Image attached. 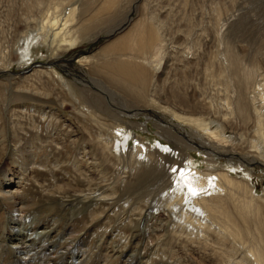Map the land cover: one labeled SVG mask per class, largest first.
<instances>
[{
	"label": "bare ground",
	"instance_id": "1",
	"mask_svg": "<svg viewBox=\"0 0 264 264\" xmlns=\"http://www.w3.org/2000/svg\"><path fill=\"white\" fill-rule=\"evenodd\" d=\"M35 1L39 9L42 8L41 3L48 2L46 5L49 9L46 7L43 10L40 23L23 37V47L15 44V51H19L20 56L18 67L27 68L33 61L31 54L35 44L47 48L49 52L41 55V58L51 63L50 67L40 70L28 67V73L20 74L18 81L7 75L10 77L5 79L6 82H0V87L5 88L0 89V163L8 155L16 159V166L3 168L0 165V201L9 211L8 217L0 225V264H111L112 259L118 260L116 264H264V193L255 195L249 185L250 179L245 175H232V171L237 173L236 169L241 165L243 173L248 171L252 163H264V147L237 138L233 123L231 127L229 125L232 119L223 118L226 120H218L219 123L213 126L211 124L217 122V116L215 119L188 116L182 107L203 106L202 103H189L192 96L182 101L176 99L175 90L169 91V95L151 91L158 88L156 83L162 76L158 73L161 62L165 68L168 62V58L164 59L162 55L166 42L163 45V35L153 20L156 17L152 15V0H71L65 5L62 1ZM133 8L137 9L139 15L136 20L127 18L119 25L121 29L115 39L97 53L82 55L77 59L88 72L92 71L94 75L102 72V78L108 81L107 85H104L106 82L102 78L98 80L97 77L89 76L84 79L80 77L82 73L65 69L67 74L76 76L72 80L57 70L56 61L62 53L100 38L102 30H94L99 28L105 17L121 10L129 12ZM45 11L46 16L43 15ZM107 33L113 34L114 30ZM11 64L8 62L0 70L7 71ZM42 73L50 77L55 89L58 86L59 90L68 94V99H62L59 90H42L33 80ZM24 80L28 83L24 84ZM38 80L42 82L41 78ZM183 81L182 84L185 83ZM121 91H126L127 95H122L125 100L126 97L131 99L126 101L132 106L126 103L125 108L121 109L120 105L123 104H114L116 100L112 92ZM67 101L74 108L71 114L77 123L76 131L85 132L87 139L85 145L80 147L81 152L78 150V154L67 157L77 175V178L74 176L72 179L67 177L66 168L64 175L56 174V170L62 171V165L59 166L60 162L56 158L47 167L45 163L49 162L50 155L36 162L38 153L32 148L36 141L40 142L38 149L51 142L59 145L57 150L68 145L66 137L56 138L60 131L56 130L57 122L61 120V115L56 111H60ZM43 102H58V108L35 110L37 104L43 105ZM149 109L159 119L168 113L181 121H168L165 126L159 127L169 132L176 147L172 151L169 146L161 147L160 142H157L154 149L147 151L144 146L141 148L136 144L130 152L134 159L128 165L133 171L132 180L128 177L130 180L119 182L118 175L112 182L100 184V179L96 182L94 171L88 170L92 165L85 168L82 160L87 163L88 160L95 161L101 157L110 163L113 161L109 157L111 155L118 164L123 163L127 152L126 148H121L128 144L129 129H146V125L130 118ZM238 112L242 111L239 109ZM98 113L106 116L113 114L116 120L110 119L112 124L108 123L97 116ZM38 115L40 120L49 118L45 131H38L34 122ZM185 125L192 132L180 133L182 137L176 135L177 131L185 132ZM173 128L176 133L172 131ZM228 128L234 130L233 135L226 134ZM259 128V137L264 141V131ZM51 130L56 131L52 134ZM28 131H35L33 139L23 134ZM77 142L74 138L70 140L73 147ZM192 146L208 151L210 157L206 163L213 164L216 161L215 154L228 155L237 162L227 164L228 169H215L211 165L200 169L187 163L181 170H174L175 163H167L170 156L174 161L188 157L186 150ZM247 147H253L254 150H248ZM114 148L118 151L116 155L112 152ZM133 164L136 166L133 167ZM35 166L50 171L52 191H47L44 184L35 178ZM171 172H175L177 178L171 179ZM100 173L103 175L106 172L101 170ZM31 179L48 195L57 194L60 202L71 206L70 223L77 226V231L69 227L64 233L54 232L49 222L37 220L31 214L35 211V202L24 199L20 193L22 190L17 187ZM102 180H107L106 175ZM147 185L154 191L149 193ZM30 214L31 217H28ZM78 222H81L80 226ZM95 236L98 237L95 252L87 251L88 243L95 241ZM114 238L117 240L111 241ZM244 240H250V243L247 242L245 252H242L237 243L240 246L239 241ZM106 243L111 245L108 244L104 250L102 244Z\"/></svg>",
	"mask_w": 264,
	"mask_h": 264
},
{
	"label": "rangeland",
	"instance_id": "2",
	"mask_svg": "<svg viewBox=\"0 0 264 264\" xmlns=\"http://www.w3.org/2000/svg\"><path fill=\"white\" fill-rule=\"evenodd\" d=\"M54 1H62L63 5H65V3H69V1L71 3V0ZM154 1L156 2V0H152L153 3L151 2L152 15L156 17L153 20L156 21L155 23L163 35V45L166 42L162 55L164 56V59L168 58V62L166 64V68L163 62H161L162 67H160L161 69L158 73L162 74V76H159V81L156 83L158 88H156V91H154V88L151 91L154 94L157 92L156 94L161 93L160 95H169L170 92L175 90L176 99L182 101L186 100L188 96H192L190 97L191 100L189 99V103H202L203 106L200 105L196 108L182 107L188 116H202L207 119L208 117L215 119V116H217L216 119H218L215 120L217 122L213 121V124H211L213 126L217 125L219 123L218 120L223 118H228V120L232 119V122L230 121L229 125L230 127L232 125V127H235V134L237 135V138L246 140L250 144L254 143L264 147V141L258 134V132H261L259 127H261V130L264 131V129H262L264 128V0H158L156 3ZM46 4H44V2L41 3L42 6L40 7L42 8H40V11L39 6L38 8L36 6L35 0H0V67L3 68L8 62L12 63L7 71L6 69L0 70V82H6L5 79L10 77H7V75L15 77L18 81L20 74H26V72L28 73V67L39 70L40 68L50 67L49 63L51 62L46 58H41V55L43 56L49 52L46 47H42L38 44L33 46L31 54L33 61L26 66L27 68L18 67L19 62L17 61L20 56L19 51H15L17 44L20 45V48L23 47V37H26L27 33L40 23L42 16L40 14L44 12V9H49V6ZM163 9H165V11ZM127 12L128 10H121L120 12H115L105 17V19L100 22L99 28L94 30L95 32L102 30L100 38L95 42H86L62 53L61 57L56 61L58 64L56 65L57 70L67 75L66 77L72 80H74L76 76L74 74H67L64 71L65 69H69L75 73L78 72V74L82 73V76H79L84 79L92 76L101 80L100 78H102L103 75L102 72H99L96 75H94L92 71L88 72V69L82 67L77 62V59L82 55L85 56L97 53L101 47L119 35L118 31L121 29V26L119 29V25L125 22L127 18L136 20L139 16L136 8H133L128 13ZM166 14L169 16H166ZM43 15L46 16L47 11H45ZM32 18L34 20L31 21ZM160 20L164 22H161ZM112 30H114L113 34L107 33ZM10 52L12 54H10ZM187 58L190 60L189 63ZM184 77L185 79H183ZM38 78L42 79V85H40L41 83H39ZM38 78H33V80L41 87L42 90L46 92L59 90L58 86H56V89L54 88L55 84L53 85L48 75L42 73ZM102 80L104 79L102 78ZM183 80L185 83L182 84ZM104 82H106L104 85L108 84L107 80H104ZM174 82H176L177 86ZM23 83L27 84L28 81L24 80ZM184 87L186 88L185 90ZM0 89L5 88L1 86ZM59 93L63 96L62 99H68V94L64 91L59 90ZM122 94L125 96L127 95L126 91L112 92V97L116 100V103L114 104H123L120 105L121 109L125 108L124 104L126 103L127 105L132 106L131 103L127 102L131 99L126 97V101ZM183 94L188 95L184 96ZM177 95L182 97V99H179ZM226 99L228 101L230 100V105L227 104ZM45 103L43 102V105H41V103L39 105L37 104V108H35V110H43V108L46 110L58 108V102ZM177 104L179 103H175L174 105ZM46 105L49 107H46ZM243 108H246L244 109L246 112ZM235 109H237V111ZM239 109L243 113L238 112ZM29 110L32 112V109ZM146 111H143L142 113L140 112L139 115H133L130 118L137 123L146 125V129H140L139 127L129 129L128 133L130 134V137L128 144L122 146L121 148L122 150H124L123 148H126L125 150L127 152L126 158L123 157V163L121 162L118 164L117 161H114V158L111 155L109 157L113 159V161L110 163L106 162L101 157H98L95 161L88 160L87 163L82 160V164L85 168H88L87 166H89V164L90 166L92 165V167H89L88 170L94 171L96 176L94 179L96 182H99L100 180V184H103L102 182H112L115 181V176L118 177V175H120L119 182L123 180H132L133 177H130L132 175L131 172L133 171L130 169L131 167H128V165L132 162L131 160L134 159L130 152L133 148H135L136 144H139L141 148L145 147L147 151L151 150V148L154 149L153 146L158 144L157 142H160L161 147L169 146L172 151L173 148L176 147V143L170 138L169 132L163 130L162 127L160 130L159 127L161 125L165 126L168 121H174L175 123L177 121H181L172 117L168 113L163 114L161 119H159L158 117H155L156 115L153 113L154 111H150V109L149 111ZM56 112L61 115V120L60 122H57L56 126V130H60L56 138H62L63 136V138L66 137V140H64L67 141L68 145L57 150L56 148L59 145L51 142L38 149L40 142L36 141L32 144V148L38 153V157L35 160L36 162H39L41 158L50 155L49 162L45 163L47 167L52 164L56 158L57 162H60L59 166L62 165V171L56 170L57 175H64V168H66L68 178L72 179L74 176L77 178L76 173L69 165V159H67V157L68 155L78 154L79 151L81 152L82 149H80V147H83L87 141L86 134L81 130L79 132L76 131L77 123L71 114L74 112V108L68 101L67 103H64L60 111ZM107 112L108 111L105 113ZM223 113L230 117H225L224 115L222 116ZM251 114L253 116H251ZM111 115L112 116H106L102 113L97 114V116L112 124L111 120L114 119V116L113 114ZM64 118L67 119L63 121ZM108 119L111 120L109 121ZM114 120H116V117ZM48 121L49 118H47V120H40L39 115L34 118V122L37 124L36 126L39 129H37L38 131H40V129L45 131ZM258 123H261V125ZM183 129L185 132L177 131L176 133L174 128L172 131L179 137H182V134L184 133L189 134L192 132L186 125ZM55 131L51 130V133L53 134ZM67 132L70 133V136L67 135ZM233 132L234 130L229 128L226 130L227 135H233ZM23 134H25L26 137L33 139L35 131H28V133L23 132ZM83 135L85 137H83ZM72 138L75 140L77 139L78 141L75 147L70 144V140ZM49 149H51V151H49ZM247 149L251 151L254 150L253 147H247ZM186 151L188 152L187 155L190 156H188L189 158L185 156L174 161L173 157L170 156L167 158V163L169 165L175 163L177 166L174 164V170H181L187 165V163H190L200 169L208 168L210 165L215 169H228L226 166L227 164L232 161L237 162L236 159H230L228 155L220 156L215 154L214 158L216 161L213 164H209L205 162L206 159L210 157L207 155V150L197 146H192ZM112 152L116 155L118 151L114 148L112 149ZM10 157L11 156L8 155V157L3 160V163H0L3 168L16 166V159H12ZM262 162L263 161H261V163L257 162L252 163L249 166L247 165L248 171H243V173V165L236 169L237 173L232 171V175L234 176L241 177L243 174L249 178V185L252 187L254 194L257 196H261L264 193V163ZM132 166L135 167L136 165L133 164ZM101 170L106 173L102 175L100 173ZM171 174V179L177 178V174L175 172H171ZM34 175L39 182L44 184L47 191L53 190L52 184L49 183L51 178L50 171L45 168L35 166ZM100 175H102V177ZM105 175L107 180L103 181L102 179ZM133 181L135 180L133 179ZM17 187H20L22 190L20 193L23 195V198L25 197L24 199L35 202V206L33 207L35 211L31 214L34 215L37 220H46L49 222L54 232L64 233L69 227H72L74 231H77V226L70 223L71 206L65 204L63 201L60 202L57 194L51 193L48 195L44 189H40L38 183H35L34 179H31L30 181H23L22 184ZM146 187L149 189V193H151L152 189L149 188L148 185ZM13 188L15 189L16 186ZM142 195L143 194H141V196ZM126 198L130 199L129 197ZM8 212L9 211L6 209V205L0 201V225H2L1 223L4 219H6V217H8ZM31 214L28 217H31ZM77 225L80 226L81 222H78ZM250 228H253V225H250ZM124 231L129 233L128 229H125ZM139 231L140 230H138V232ZM114 240L117 239L114 238L111 241ZM97 241L98 237L95 236V241L92 240L88 243L87 251L89 250L90 252H95ZM241 242L239 241L240 246H238L237 243V247H239L242 252H245V247L250 243V240H244V243ZM108 244L109 243L102 244L104 250ZM109 245H111V243ZM117 262L118 260L112 259L111 264H116ZM165 263L166 262H163L162 264Z\"/></svg>",
	"mask_w": 264,
	"mask_h": 264
},
{
	"label": "snow or ice",
	"instance_id": "3",
	"mask_svg": "<svg viewBox=\"0 0 264 264\" xmlns=\"http://www.w3.org/2000/svg\"><path fill=\"white\" fill-rule=\"evenodd\" d=\"M193 194H195V193H193Z\"/></svg>",
	"mask_w": 264,
	"mask_h": 264
}]
</instances>
